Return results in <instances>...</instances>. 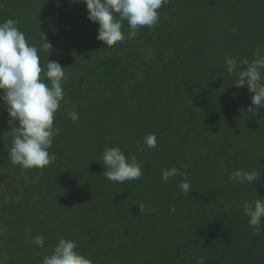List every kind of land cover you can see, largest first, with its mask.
Returning a JSON list of instances; mask_svg holds the SVG:
<instances>
[{"label":"trees","instance_id":"trees-1","mask_svg":"<svg viewBox=\"0 0 264 264\" xmlns=\"http://www.w3.org/2000/svg\"><path fill=\"white\" fill-rule=\"evenodd\" d=\"M158 11L154 27L107 48L82 2L0 0V22L19 21L45 71L57 61L68 76L49 149L57 159L43 169L11 163L15 121L0 100V264H41L61 238L93 264H264V227L257 235L241 207L264 198V175L229 179L264 174V107L247 111L253 93L225 64L264 49V0H170ZM115 146L142 162L139 180L104 177L102 154ZM172 167L187 173L189 195L179 175L162 182Z\"/></svg>","mask_w":264,"mask_h":264},{"label":"clouds","instance_id":"clouds-1","mask_svg":"<svg viewBox=\"0 0 264 264\" xmlns=\"http://www.w3.org/2000/svg\"><path fill=\"white\" fill-rule=\"evenodd\" d=\"M74 3H84L88 11V20L99 25L97 40L111 48L126 39H135L140 28L154 27L159 23V9L170 0H72ZM129 31H122L124 23ZM19 21L7 19L0 22V91L10 120L15 121L12 129V146L8 156L13 165L24 169L39 168L54 163L57 159L55 152H50L54 139L59 135V129L54 127L55 114L65 98L63 84L68 76L65 67L57 61L47 60L46 71L41 65L40 49L30 44L23 31L18 27ZM42 48H53L44 34L41 37ZM251 62L247 58L237 60L226 58V70L229 75H236V87L247 86L253 93L248 112H256L264 107V49L258 48L253 53ZM246 66L241 68V66ZM43 74V75H42ZM47 79V83L45 82ZM72 121L79 119L76 111H69ZM144 145L149 149L157 146V138L150 133L144 138ZM138 151L143 147L137 145ZM104 177L112 182L139 180L143 175L142 162L135 155L126 156L119 147L105 148L102 154ZM181 176L184 179L178 184L180 190L187 196L191 185L187 181V173L176 167L161 170V180L167 184L171 178ZM258 170L250 171L235 169L229 179L236 183L253 184L260 181ZM244 215L249 220V226L255 233L260 234L264 227V198L258 196L253 201L245 200L241 205ZM140 211L144 205H139ZM175 212V208H170ZM32 243L44 247V237L36 235ZM78 244L71 239H59L51 254L43 257L41 264H93L90 257L77 251Z\"/></svg>","mask_w":264,"mask_h":264}]
</instances>
